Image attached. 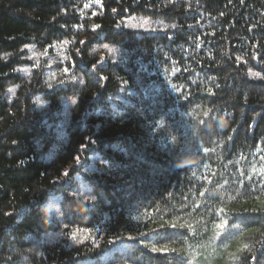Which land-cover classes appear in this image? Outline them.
<instances>
[{
	"label": "trees",
	"instance_id": "obj_1",
	"mask_svg": "<svg viewBox=\"0 0 264 264\" xmlns=\"http://www.w3.org/2000/svg\"><path fill=\"white\" fill-rule=\"evenodd\" d=\"M0 264H264V0H0Z\"/></svg>",
	"mask_w": 264,
	"mask_h": 264
},
{
	"label": "rangeland",
	"instance_id": "obj_2",
	"mask_svg": "<svg viewBox=\"0 0 264 264\" xmlns=\"http://www.w3.org/2000/svg\"><path fill=\"white\" fill-rule=\"evenodd\" d=\"M164 25V24H163ZM161 22H153L150 21L149 19L146 18H141V17H136V18H130L128 20L125 21V27L129 30L132 31H150V30H155L156 28H160L163 27ZM98 51L103 50V52L107 53L108 55H112L113 52L108 48V47H102V48H97ZM26 75L30 74L29 71L24 72ZM42 83L44 85V87H50L52 84V78L51 75H47L46 77L43 78ZM39 108H41V110H39V113H41V116H48L47 111H49V109L46 107H44V105H39ZM65 122L67 123V121L65 120ZM58 202L57 198L51 199L48 203V210H52L53 212H55L56 209V204ZM52 212V213H53ZM59 236H53V237H48V241L50 242H55L58 240Z\"/></svg>",
	"mask_w": 264,
	"mask_h": 264
}]
</instances>
